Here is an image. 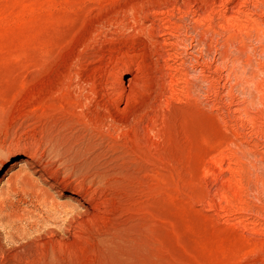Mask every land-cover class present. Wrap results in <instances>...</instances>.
I'll list each match as a JSON object with an SVG mask.
<instances>
[{
    "label": "rangeland",
    "instance_id": "obj_1",
    "mask_svg": "<svg viewBox=\"0 0 264 264\" xmlns=\"http://www.w3.org/2000/svg\"><path fill=\"white\" fill-rule=\"evenodd\" d=\"M224 1L0 0V264H264V0L196 33Z\"/></svg>",
    "mask_w": 264,
    "mask_h": 264
},
{
    "label": "bare ground",
    "instance_id": "obj_2",
    "mask_svg": "<svg viewBox=\"0 0 264 264\" xmlns=\"http://www.w3.org/2000/svg\"><path fill=\"white\" fill-rule=\"evenodd\" d=\"M256 1V0H255ZM249 2H251V0H240V4H238L239 6L238 7H236V8H232V7H228V8H226L227 7V4L229 3L227 0L226 1H224V2H221V4H222V6L224 7V10L223 11H221V12H219V14H218V12L216 11V10H212V11H210L209 9H208V11H206L205 9H203L202 7H200V8H202V9H200V8H198V10H196L195 11V13H194V21L196 22V27H195V31H196V33H198V34H201V35H203L204 33V31L206 32H208L209 30H211L212 31V29H211V26H212V24H213V22H215L216 20V18H217V16L219 17V18H217V19H219V20H221V22H222V25H221V29L224 31V32H227V31H231L232 29H233V26H234V24H233V22H235V21H237L238 19H240V16L243 14L244 15V12H242L243 10H242V6L241 5H245V6H247L246 4L247 3H249ZM253 2V1H252ZM220 4V3H219ZM254 4V3H253ZM236 5V4H235ZM234 5V6H235ZM245 6H244V8H245ZM250 6V5H249ZM247 8V7H246ZM212 9V8H211ZM186 10V9H185ZM244 11H245V9H244ZM184 14V13H183ZM190 14V13H189ZM251 14V13H250ZM172 16V15H171ZM248 16V15H247ZM167 18V17H166ZM247 18V17H246ZM193 19V18H192ZM242 19V18H241ZM250 19V18H249ZM248 19V20H249ZM255 19V18H254ZM245 20V19H244ZM253 20V19H252ZM206 23H208L207 25H206ZM233 24V25H232ZM236 24V23H235ZM249 24V23H248ZM256 24V23H255ZM247 26V25H246ZM263 26V25H262ZM204 27H206V29L204 28ZM169 28V27H168ZM247 28V27H246ZM261 28V27H260ZM259 28V29H260ZM175 29V28H174ZM235 30V29H234ZM245 30V29H244ZM176 31H177V29H176ZM248 31V30H247ZM260 31V30H259ZM258 31V32H259ZM238 32V31H237ZM251 32H254V31H251ZM262 32V31H261ZM228 33V32H227ZM165 34V33H164ZM213 34H215V33H213ZM163 35V34H162ZM205 35V34H204ZM208 35V34H207ZM204 37V36H203ZM232 37H233V34H232ZM201 39V38H200ZM203 39V38H202ZM203 42V41H202ZM230 43V42H229ZM201 44V43H200ZM174 45V44H173ZM193 47V46H192ZM229 48V47H228ZM198 52V51H197ZM194 53V52H193ZM203 67H204V65H203ZM122 75L123 76H126V75H131V77L129 78V80H128V84L126 83V80H123L122 79V81L120 82L118 79L117 80H114V81H110L109 83H108V87L109 88H107V90H109L110 91V94L112 95V96H115V97H119V96H125V95H127V93L128 92H130L131 91V89L133 88V86H134V84H135V81H137V79L139 78V77H137V74H134V73H132V71L130 70V71H128V70H123V72H122ZM168 76V75H167ZM177 76V75H176ZM206 76V75H205ZM166 78V77H165ZM175 79V78H174ZM173 82V81H172ZM172 82H170V83H172ZM177 82V81H176ZM178 83V82H177ZM176 84V83H175ZM173 85V84H172ZM171 91V90H170ZM169 94V93H168ZM170 97V96H169ZM25 168V167H24ZM21 170H22V166H21ZM18 177V176H17ZM20 178V177H19ZM89 193L90 194H88L89 196H90V200H89V210L91 209V211H86V216L88 215V217L90 216V215H92V210H96L95 208H96V206L94 207V205H93V203H95L94 201H96V200H99L100 198H98V195H97V191H96V189H93V188H90V191H89ZM78 199V198H77ZM51 200V199H50ZM49 200V201H50ZM79 202H82L83 201V199H81V200H78ZM50 203V202H49ZM52 203V202H51ZM53 204V203H52ZM57 204V203H56ZM100 204H102V202L100 203ZM55 208H56V206H55ZM63 208V207H62ZM54 210H57V208L56 209H54ZM83 216V215H82ZM83 218V217H82ZM84 218H85V215H84ZM69 232H70V230H69ZM71 232H72V230H71ZM73 237V236H72Z\"/></svg>",
    "mask_w": 264,
    "mask_h": 264
}]
</instances>
